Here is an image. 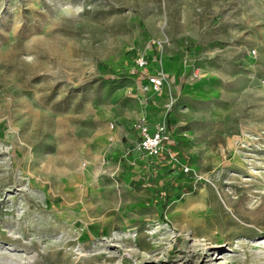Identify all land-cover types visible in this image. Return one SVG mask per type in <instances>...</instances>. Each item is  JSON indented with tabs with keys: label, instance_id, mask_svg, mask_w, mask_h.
Returning <instances> with one entry per match:
<instances>
[{
	"label": "rangeland",
	"instance_id": "374dc122",
	"mask_svg": "<svg viewBox=\"0 0 264 264\" xmlns=\"http://www.w3.org/2000/svg\"><path fill=\"white\" fill-rule=\"evenodd\" d=\"M0 264H264V0H0Z\"/></svg>",
	"mask_w": 264,
	"mask_h": 264
},
{
	"label": "built area",
	"instance_id": "2783aa9c",
	"mask_svg": "<svg viewBox=\"0 0 264 264\" xmlns=\"http://www.w3.org/2000/svg\"><path fill=\"white\" fill-rule=\"evenodd\" d=\"M134 65L137 69H147L151 65V61L146 57H138L134 60ZM163 85V75L158 71H154L149 74L146 84L143 86V91L157 94ZM110 128H113L112 124H110ZM131 129L137 134V141L132 152L147 159L160 156L164 147L172 143L166 125L161 121L150 126L145 117H142L132 122Z\"/></svg>",
	"mask_w": 264,
	"mask_h": 264
},
{
	"label": "crops",
	"instance_id": "0c3cea01",
	"mask_svg": "<svg viewBox=\"0 0 264 264\" xmlns=\"http://www.w3.org/2000/svg\"><path fill=\"white\" fill-rule=\"evenodd\" d=\"M146 84V83H145ZM149 94H151V95H155L154 93H152V92H149ZM146 119V121L148 122V124L150 125V126H152V125H154L155 123H158L157 121H155V120H152V119H148V118H145ZM134 120H132V121H128L127 123H126V125H125V127H126V129L127 130H124V131H122L120 134V136H121V139H120V143H123V144H126V145H128V144H131V145H135V142L137 141V134L135 133V131H133L132 129H131V124H132V122H133Z\"/></svg>",
	"mask_w": 264,
	"mask_h": 264
}]
</instances>
